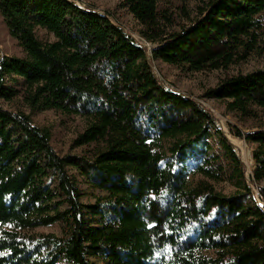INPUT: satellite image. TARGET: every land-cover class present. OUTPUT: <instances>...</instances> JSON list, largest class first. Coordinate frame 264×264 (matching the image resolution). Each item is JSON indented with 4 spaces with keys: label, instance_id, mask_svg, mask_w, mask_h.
I'll return each mask as SVG.
<instances>
[{
    "label": "trees",
    "instance_id": "obj_1",
    "mask_svg": "<svg viewBox=\"0 0 264 264\" xmlns=\"http://www.w3.org/2000/svg\"><path fill=\"white\" fill-rule=\"evenodd\" d=\"M124 4L151 49L72 1L0 0L24 54L0 57V264H264V126L232 131L253 146L247 180L211 112L151 66L222 71L202 97L259 119L264 68L226 72L264 53V0ZM47 111L84 120L70 143L83 157L60 156L51 128L33 123ZM69 168L103 192L93 205ZM224 183L231 192L216 189ZM53 224L59 235L31 233Z\"/></svg>",
    "mask_w": 264,
    "mask_h": 264
},
{
    "label": "rangeland",
    "instance_id": "obj_2",
    "mask_svg": "<svg viewBox=\"0 0 264 264\" xmlns=\"http://www.w3.org/2000/svg\"><path fill=\"white\" fill-rule=\"evenodd\" d=\"M72 1L82 9H92L94 12L108 15L110 21L121 27L133 40L146 49L152 47L144 42L140 36V25L128 13L125 7L124 0H68ZM188 8L194 15L195 4L188 3ZM37 37L42 41H51L52 37L43 30L36 31ZM261 39L264 41V33ZM23 51L17 45L16 41L12 39L2 22L0 17V57H23ZM153 73L159 79L161 84L175 92L184 96H189L194 100L200 102L202 106L209 110L215 118L217 127L224 133L227 139L233 144L234 150L244 166L245 177L247 180L252 178L255 163L252 159L251 152L253 146L246 143L244 140H239L232 135L234 129H238L241 133H248L264 126V114H259V119L251 121H241L234 114L227 113L224 106L213 100L204 99L202 95L204 92L213 88L218 79L225 73L222 71L204 72V73H188L181 72L173 67L167 66L161 62H151ZM264 68V53L253 54L245 62L237 66H231L226 73L235 74L237 72L246 73L255 69ZM15 79L8 78L6 86H14ZM17 80V79H16ZM19 80H17V83ZM33 123L38 127L51 128L52 139L51 144L55 151L60 155H74L79 158L83 157L87 152V148H74L70 146L71 141L84 128V120L75 116H63L52 111L42 112L32 116ZM69 173L73 175L78 183L79 188L83 194L82 203L84 205H93L95 199L103 196V192L94 187L86 176H84L77 169L69 168ZM217 190L227 194L232 189L227 184H219L215 186ZM259 207L263 208V204L258 200L256 191L253 192ZM264 210V208H263ZM31 233H53L59 235V228L56 224L49 227H42L34 229Z\"/></svg>",
    "mask_w": 264,
    "mask_h": 264
},
{
    "label": "snow or ice",
    "instance_id": "obj_3",
    "mask_svg": "<svg viewBox=\"0 0 264 264\" xmlns=\"http://www.w3.org/2000/svg\"><path fill=\"white\" fill-rule=\"evenodd\" d=\"M151 226V225H150Z\"/></svg>",
    "mask_w": 264,
    "mask_h": 264
}]
</instances>
